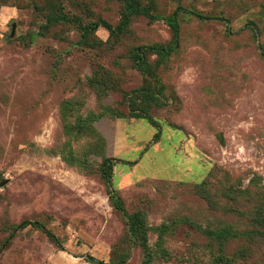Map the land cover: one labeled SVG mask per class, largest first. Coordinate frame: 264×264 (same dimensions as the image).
<instances>
[{"label": "rangeland", "instance_id": "1", "mask_svg": "<svg viewBox=\"0 0 264 264\" xmlns=\"http://www.w3.org/2000/svg\"><path fill=\"white\" fill-rule=\"evenodd\" d=\"M132 1L0 0V264H264V0Z\"/></svg>", "mask_w": 264, "mask_h": 264}, {"label": "trees", "instance_id": "2", "mask_svg": "<svg viewBox=\"0 0 264 264\" xmlns=\"http://www.w3.org/2000/svg\"><path fill=\"white\" fill-rule=\"evenodd\" d=\"M127 7L130 9L131 13L133 14H143L145 11H143L138 5H136L132 0H126ZM196 17L199 19H206L200 14L194 13ZM48 22L51 23L53 20L52 17H47ZM54 19V20H58ZM104 26L108 28V30L111 32V27L107 26L104 22H102ZM97 24L93 25V28H97ZM171 27L173 28L174 36L175 38L178 37V24L176 22H172ZM37 37V34L30 35V38H35ZM136 56L139 57V61L142 59V54L137 51ZM137 119L139 120H145L152 128L157 129L156 133L153 136L152 143L158 142V139L160 137V130L159 124L154 121L150 116H148L145 112H142L138 116H136ZM116 160V159H115ZM117 161V160H116ZM103 166L106 168L105 172L107 176H110L111 170H112V160L111 159H106L103 162ZM214 182V173L210 172L208 176L198 185H195V188L198 191V194L201 196H207L209 193L211 186H213ZM228 196L232 197L233 191L229 189L227 191ZM242 216H245L249 222L248 228L244 231H240L238 229L233 228V226L225 224L223 226H216V227H210L207 226L203 228L200 225H196L192 221L187 222L190 226L194 228V230L198 231L199 233L203 234L206 236L210 241L213 243H216L220 245L221 248L224 247V245L230 240V239H239V238H244L247 240H256V241H264V208H256L252 212H241ZM138 220V215L134 216ZM23 228L27 226H34L40 229H43V226L39 223H29V222H24L21 225ZM138 228V227H137ZM162 232H165L168 230V226L165 224L161 225ZM140 230V228H139ZM161 238V237H160ZM89 260L94 261L93 258H89ZM152 261V258L149 257V259L146 261L145 264H150ZM227 259L224 258L222 263L227 264Z\"/></svg>", "mask_w": 264, "mask_h": 264}]
</instances>
